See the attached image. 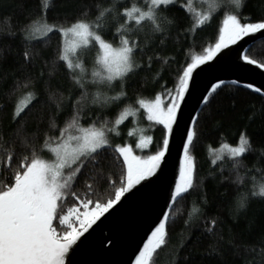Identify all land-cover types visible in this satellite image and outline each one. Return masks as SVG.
Masks as SVG:
<instances>
[{"label":"trees","instance_id":"trees-1","mask_svg":"<svg viewBox=\"0 0 264 264\" xmlns=\"http://www.w3.org/2000/svg\"><path fill=\"white\" fill-rule=\"evenodd\" d=\"M193 2L174 0L162 6L156 29L148 21L141 26L126 22L122 15L133 3L144 8L147 0H49L47 9H42L41 0H0V181L11 186L24 158L40 156L74 118L85 126H111L122 110H133L151 135L149 147L137 148L132 116L119 125L117 139L142 158L162 150L166 126L149 120L147 108L139 102L159 99L163 107L169 106L183 70L219 42L227 15L236 14L241 23L264 21V0H242L239 8L232 0H218L198 10ZM209 9H214L210 20L197 26L194 12ZM43 18L58 28L77 21L101 24L98 34L112 46L120 47L122 37L134 45L136 67L122 79L93 83L92 73L99 69L98 45L93 42L80 52L84 78L89 79L82 80L81 87L74 77L82 74L69 70L59 58L64 46L61 32L38 37L32 30V22ZM246 54L264 65V39L255 41ZM218 85L193 126L192 187L174 202L165 244L150 264H264V197L252 194L264 184V97L252 87ZM29 93L34 99L16 115V107ZM242 133L250 141L245 155L233 159L218 153L223 144L237 146ZM114 149L111 145L85 160L70 191L82 199L91 192L89 198L100 202L113 198L125 172ZM217 154L223 158L216 160ZM78 204L67 199L68 206Z\"/></svg>","mask_w":264,"mask_h":264},{"label":"snow or ice","instance_id":"snow-or-ice-1","mask_svg":"<svg viewBox=\"0 0 264 264\" xmlns=\"http://www.w3.org/2000/svg\"><path fill=\"white\" fill-rule=\"evenodd\" d=\"M188 2L189 0H185V3ZM208 2L216 5L218 0H208ZM232 2L236 8L242 4V0H232ZM173 3L174 0H147L144 8L133 5L130 9H125L122 15L126 22L134 23L136 26H141L148 21L159 29V10L162 6ZM41 6L42 9H47L49 0H41ZM213 10L194 12L196 25H203L210 20ZM104 14L105 12L101 11L99 15L103 17ZM31 27L34 32H39L42 36H47L53 31L61 32L66 39L59 58L66 62L69 70H80L81 73L86 69L80 60V52L95 42L98 45L96 63L99 69L92 73L93 83H111L113 80L122 79L136 67L133 61L134 45L122 37L120 47L114 48L98 34L102 27L99 23L77 21L69 27L58 28L56 25H49L46 18H43L33 21ZM122 28L124 25H121L117 31L120 32ZM261 30H264V21L241 23L236 14L227 15L215 49H209L207 56L196 57V60L183 70L176 98L172 100L166 111L160 108L159 99L155 104L139 102L142 107L148 109V119L164 124L171 132L179 107L178 101L183 100L188 90L189 80L197 67V62L203 64L213 59L214 53L227 47L228 44H235L243 37ZM244 59L249 63H257L247 56ZM260 66L264 67V65ZM74 79L83 87L82 76L74 77ZM256 91L259 92L260 89ZM28 95L34 99L33 94ZM205 99L207 100V97ZM30 102L31 100L28 101ZM27 106L25 104L24 107L19 108L16 115L23 112ZM133 114L134 112L130 109L122 110L114 121L112 129L79 127L78 120L74 118L73 122L61 132L63 139L58 138L55 145L49 149L54 153V159L49 161L33 156L29 160L25 157L20 164V170L13 175L11 186L0 181V264H64L66 253L77 243V240L101 216L118 204L126 193L155 173L165 156L168 147L167 139L163 142V149L147 159L133 155L129 147L115 146L114 150L122 157L125 172L122 177V186L116 188L113 198L106 202L92 200L89 198L92 195L91 192L86 193L82 199L76 192L70 191L83 162L94 159L101 149L111 147L106 132L114 131L116 126ZM194 136V131H189L187 134V142L184 145V164L180 170V183L175 187L173 201L192 187L195 163L189 151ZM150 140V137L141 138L137 147H145ZM249 149L250 141L246 134L242 133L237 146L223 144L218 153L226 152L229 157L235 159L245 155ZM222 158L220 154L216 155V160ZM8 159L11 160V157ZM87 187L90 189L91 185ZM252 194L264 197V184ZM69 197L78 201L79 207L68 206ZM239 206L245 207L246 202L242 199ZM81 208H90V211L81 212ZM168 219L169 215L165 214L151 233V238L144 245V250L141 251L136 264H150L152 255L165 244Z\"/></svg>","mask_w":264,"mask_h":264},{"label":"water","instance_id":"water-1","mask_svg":"<svg viewBox=\"0 0 264 264\" xmlns=\"http://www.w3.org/2000/svg\"><path fill=\"white\" fill-rule=\"evenodd\" d=\"M260 39H264V30L228 44L203 64L197 62L188 90L183 100L178 101L171 132L166 127L168 147L159 167L77 240L66 253L64 264H136L151 233L164 215L170 214L174 202L184 195L175 201L172 199L180 183L187 134L193 130L205 98L215 86L223 83L239 87L250 85L255 91L260 89L264 97V67L256 60L257 63H249L244 59L248 57V49Z\"/></svg>","mask_w":264,"mask_h":264},{"label":"rangeland","instance_id":"rangeland-1","mask_svg":"<svg viewBox=\"0 0 264 264\" xmlns=\"http://www.w3.org/2000/svg\"><path fill=\"white\" fill-rule=\"evenodd\" d=\"M143 1V0H142ZM192 1H194L192 4H193V6H196V10H198L200 7H205V6H207V2H208V0H192ZM133 5H136V6H138V7H140V5H137V4H135V3H133ZM132 5V6H133ZM131 6V7H132ZM130 7V8H131ZM129 8V9H130ZM146 10V9H145ZM49 25H52V24H49ZM35 33V35H37L38 37L39 36H42L39 32H34ZM62 35V34H61ZM65 37L62 35V40H63V44H64V41H65ZM114 48H118V47H115V46H113ZM80 73H81V71L80 70H78ZM82 74V80L83 81H86V80H88L89 81V79L88 78H84V72H82L81 73ZM90 79H92V81H93V76L90 78ZM114 81V80H113ZM32 94V93H31ZM32 98L31 97H29V95L27 94L23 99H22V101H21V103H19L18 104V106L16 107V112L18 111V109L19 108H21V107H24V105L25 104H28V101L29 100H31ZM156 102H154V103H150V102H147V104H155ZM159 104H160V108L162 109V110H164V111H166L167 110V107H163L162 106V104L159 102ZM170 105V104H169ZM148 110V109H147ZM133 111V110H132ZM134 112V111H133ZM133 118H134V123H135V129H132L131 130V133H133V134H135L136 135V137H137V143H136V146L137 145H139V143H140V141H141V138H148V137H150L151 138V135H148V134H146L145 133V126H144V124H142V123H140L139 121H137V114L136 113H134L133 115H131ZM118 118V117H117ZM127 119H125L121 124H123L125 121H126ZM156 121V120H155ZM120 124V125H121ZM114 125V124H113ZM113 125H111V126H85V125H81V124H78V126L79 127H85V128H87V127H95V128H107V129H112L113 128ZM106 136H107V139L109 140V143H110V145H114V146H120V147H129V148H131L130 146H124V145H122L121 144V141H119V139H117L118 138V136H121V129L119 128V126H116V128H115V130L114 131H108V132H106ZM60 139H63V137H60ZM57 142V140L56 141H54V142H52V143H48V144H46L45 146H44V149H43V151L41 152V155L39 156L40 158H43V159H45V160H52V159H54V153H52L49 149H50V147H53L54 145H55V143ZM150 142H151V140H150ZM149 142V143H150ZM149 143H147L146 144V146L145 147H143V148H139V147H137V148H139V149H146V148H148L149 147ZM132 149V148H131ZM132 153H133V155H136L135 154V152L133 151V149H132ZM136 156H138V155H136ZM140 157V156H139ZM142 158V157H141ZM143 159H147V157L146 158H143ZM75 206H77V207H79V204L78 205H75ZM81 210V212H83V211H90V208L89 209H83V208H81L80 209ZM77 227H78V225H77Z\"/></svg>","mask_w":264,"mask_h":264}]
</instances>
